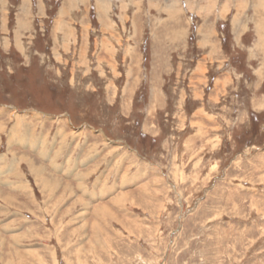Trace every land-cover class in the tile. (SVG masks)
I'll use <instances>...</instances> for the list:
<instances>
[{
    "label": "rangeland",
    "instance_id": "obj_1",
    "mask_svg": "<svg viewBox=\"0 0 264 264\" xmlns=\"http://www.w3.org/2000/svg\"><path fill=\"white\" fill-rule=\"evenodd\" d=\"M256 1L0 0V264H264Z\"/></svg>",
    "mask_w": 264,
    "mask_h": 264
},
{
    "label": "bare ground",
    "instance_id": "obj_2",
    "mask_svg": "<svg viewBox=\"0 0 264 264\" xmlns=\"http://www.w3.org/2000/svg\"><path fill=\"white\" fill-rule=\"evenodd\" d=\"M102 1H103V0H102ZM263 1H264V0H263ZM256 2H257V1H256ZM257 3L259 4L260 8L264 9V6H262V4H261V3H262V0H261V2L258 0ZM257 3H256V4H257ZM190 5H192V3H191ZM237 5H238V4H237ZM192 6H193V5H192ZM192 6H191V8H192ZM259 6L256 5V9H257L256 11H258V10L260 9ZM209 8H210V7H209ZM199 9H200V8H199ZM254 12H255V11H254ZM204 21H205V20H204ZM263 23H264V22H262V21H258V22H257V25H256V26L258 27L259 32H260V31H263V30H261V29H263V28H261V27L263 26ZM263 27H264V26H263ZM259 34H262V33H259ZM259 39H260V41L262 40V42H264V37H263V36H260ZM259 44H260V43H259ZM257 45H258V43H257ZM258 47H259V46H258ZM20 116H22V115H20ZM24 120H25V119H24ZM0 167H1V166H0ZM0 172H1V171H0ZM2 173H3V172H2ZM155 173H156V172H155ZM50 197H51V196H50ZM106 208H107V207H106ZM110 210H111V208H110Z\"/></svg>",
    "mask_w": 264,
    "mask_h": 264
}]
</instances>
